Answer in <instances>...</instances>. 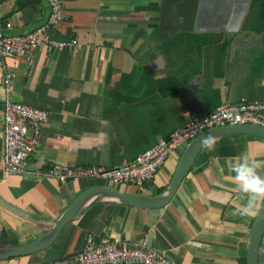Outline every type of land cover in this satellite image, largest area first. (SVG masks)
I'll return each mask as SVG.
<instances>
[{"label": "crops", "instance_id": "crops-1", "mask_svg": "<svg viewBox=\"0 0 264 264\" xmlns=\"http://www.w3.org/2000/svg\"><path fill=\"white\" fill-rule=\"evenodd\" d=\"M161 2L65 0L67 16L50 36L77 40L81 50L40 47L31 64L0 59V248L42 237L92 187L165 192L186 146L170 153L141 190L95 178L59 183L41 175L52 165L116 168L167 138L188 116H205L224 103L264 101V0L190 1L173 14L168 2L159 10ZM49 14L45 0H0L6 36L33 32ZM3 64L11 77L7 95ZM6 96L48 115L23 174H7L2 167ZM242 155L260 161L257 171L264 176V138L220 135L211 149H200L167 205L98 202L65 225L49 248L0 264H46L73 256L88 237L94 243L144 240L172 264H247L264 198L251 209L242 207L248 194L237 189L227 167ZM258 264H264V232Z\"/></svg>", "mask_w": 264, "mask_h": 264}, {"label": "built area", "instance_id": "built-area-1", "mask_svg": "<svg viewBox=\"0 0 264 264\" xmlns=\"http://www.w3.org/2000/svg\"><path fill=\"white\" fill-rule=\"evenodd\" d=\"M50 8L47 21L33 32L23 36H6L0 23V59L20 58L31 64L33 53L40 47L50 50L72 49L77 52L82 46L77 40L67 42L53 40L51 32L66 18L65 0H45ZM10 24H5L9 27ZM3 68V87L9 92L10 75ZM48 122L45 111L14 101L6 96L3 105L2 167L7 174H23L35 152L41 128ZM256 126L264 129V101L243 100L236 104H220L209 114L198 117L188 116L183 125L167 138L138 154L133 160L125 161L116 168L100 166L70 167L54 164L41 174L45 178L65 183L74 179L95 178L113 183L131 185L141 190L151 181L164 165L167 157L180 145L187 144L204 131L225 126ZM172 264L162 253L150 248L146 242H124L104 238L94 243L88 237L83 248L65 258L46 264Z\"/></svg>", "mask_w": 264, "mask_h": 264}, {"label": "water", "instance_id": "water-1", "mask_svg": "<svg viewBox=\"0 0 264 264\" xmlns=\"http://www.w3.org/2000/svg\"><path fill=\"white\" fill-rule=\"evenodd\" d=\"M197 4V0H162L158 9L164 7V3L168 2L169 8L173 13L185 11L189 2ZM178 23V18L177 21ZM182 22H181V24ZM230 133H247L261 138H264V129L256 126H225L217 127L204 131L193 140H191L184 149L180 158L177 169L167 190L158 195H147L143 193H122L110 187L95 186L79 195L60 215L55 221L52 228L42 237L37 240L22 246L0 248V261H5L10 258L26 256L49 248L58 237L61 229L68 223L79 217L90 206L106 201H118L124 205L137 207V208H161L167 205L175 195L182 179L186 176L187 172L192 167L196 156L200 149L204 146L202 138L211 135L213 139L220 135ZM264 232V199L258 211L254 226L252 228L247 253V264H258V249L260 241Z\"/></svg>", "mask_w": 264, "mask_h": 264}, {"label": "clouds", "instance_id": "clouds-1", "mask_svg": "<svg viewBox=\"0 0 264 264\" xmlns=\"http://www.w3.org/2000/svg\"><path fill=\"white\" fill-rule=\"evenodd\" d=\"M202 144L211 149L214 145L213 137L208 135L202 138ZM227 167L234 173L233 179L237 182V189L248 194L247 202L242 207L251 209L256 201L264 198V176L257 171L260 161L242 155L228 161ZM219 170L223 172V166H219Z\"/></svg>", "mask_w": 264, "mask_h": 264}, {"label": "rangeland", "instance_id": "rangeland-1", "mask_svg": "<svg viewBox=\"0 0 264 264\" xmlns=\"http://www.w3.org/2000/svg\"><path fill=\"white\" fill-rule=\"evenodd\" d=\"M128 186L134 188L135 190H137V188H135V187H133V186H131V185H128Z\"/></svg>", "mask_w": 264, "mask_h": 264}]
</instances>
